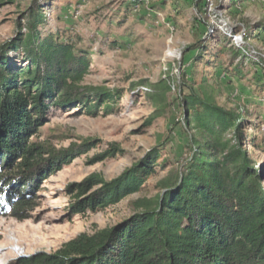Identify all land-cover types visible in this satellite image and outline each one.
<instances>
[{"label":"trees","instance_id":"trees-1","mask_svg":"<svg viewBox=\"0 0 264 264\" xmlns=\"http://www.w3.org/2000/svg\"><path fill=\"white\" fill-rule=\"evenodd\" d=\"M246 1L219 0L242 19L245 9L236 6ZM5 3L16 1L0 0ZM208 6V0H124L117 20V27L123 28L132 15L145 22L151 12L170 7L175 14L168 20L174 27L190 24L195 43L184 51L189 58L181 65L178 104L169 98L176 81L166 77L151 84L146 92L155 110L145 125L152 126L176 105L181 108L191 140L187 164L179 166L159 144L113 180L93 174L70 185L74 214L97 213L145 194L133 201V213L115 226L81 233L54 253L39 252L10 264H264V166L251 153V148L263 149L264 141L257 143L250 133L258 126L249 111L219 102L223 79L244 84L243 93L249 89L264 102V58L252 51L248 32L236 44L234 37L242 29L221 33L212 25L203 15ZM186 8L194 11L191 18ZM56 9L52 0H33L16 20L13 39L0 49V217L32 218L43 182L70 164L74 148L59 151L36 139L54 111L79 107L89 115H110L124 97L84 84L95 51L82 46L81 36L50 28L49 15ZM110 32L102 43L112 49L141 38L133 29H124L126 39L110 41ZM251 37L264 42V21ZM256 104L254 100L260 109ZM90 144L94 141L78 147L88 151ZM111 146L108 156L124 153ZM154 178H159L158 193L151 196Z\"/></svg>","mask_w":264,"mask_h":264},{"label":"rangeland","instance_id":"rangeland-1","mask_svg":"<svg viewBox=\"0 0 264 264\" xmlns=\"http://www.w3.org/2000/svg\"><path fill=\"white\" fill-rule=\"evenodd\" d=\"M15 1L16 4H0V49L13 39L21 11L33 3V0ZM52 1L57 9L49 15L50 28L53 31L68 30L72 35L81 36L85 40L82 46H89L95 51L94 64L84 84L122 92L124 97L110 115L101 111L99 116H93L82 112L79 107H73L56 110L49 116L36 139L59 151L74 148V156L70 164L50 174L43 182L32 218L20 221L13 217H0V264H10L20 257L39 252L54 253L81 233L93 234L115 226L133 213V201L145 194H136L97 213L87 211L74 214L70 209L74 199L70 185L82 182L93 174H100L107 181L113 180L159 144L166 148L168 157L172 155L178 161L179 166L186 165L190 158L191 140L184 126L183 110L177 105L168 109L166 116L156 119L152 126L145 127L155 110L148 97L150 93L146 92L151 84L166 77L171 82L176 81V89L169 94V98L178 104L181 65L184 59L189 58H184V51L195 43L190 24L183 22L174 27L168 19L175 13L170 7H161L151 12L145 22L140 21L139 16L132 15L126 27L119 28L117 20L123 14L124 0ZM208 2V13H203L204 17L221 33L227 28L242 29V33L234 37L236 44L244 41V34L248 32V44L252 51L264 58V42L251 37L256 25L264 21V0H248L244 5L236 6L245 9L244 19L224 8L227 1L223 2V7L219 0ZM186 10L191 18L193 9ZM214 15L218 16L219 21ZM124 29L139 33L140 40L132 42L131 46L121 44L118 49L102 43L110 31V41H121L125 37ZM188 64L186 62L183 71L187 70ZM221 82L223 93L219 98L220 104L249 111L251 121L258 126L250 133L256 135L257 143L262 144L264 102L258 96L254 98L248 88L243 93L241 87L244 84L232 85L226 79ZM135 90L139 91L136 95L133 94ZM182 90L188 92L185 86ZM254 100L260 109L253 105ZM87 141H94V144H90L91 150L85 151L86 146L78 147ZM112 144H116L124 153L108 156ZM79 151L85 153L80 154ZM251 153L258 165L264 166V148H251ZM105 154V158H100ZM163 175L165 173L161 172L160 177ZM158 181L159 178L150 181L151 196L158 193Z\"/></svg>","mask_w":264,"mask_h":264}]
</instances>
